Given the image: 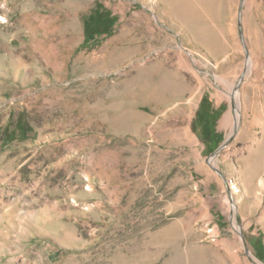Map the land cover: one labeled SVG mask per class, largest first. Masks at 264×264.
Returning a JSON list of instances; mask_svg holds the SVG:
<instances>
[{
  "label": "rangeland",
  "instance_id": "374dc122",
  "mask_svg": "<svg viewBox=\"0 0 264 264\" xmlns=\"http://www.w3.org/2000/svg\"><path fill=\"white\" fill-rule=\"evenodd\" d=\"M256 242L264 0H0V264H264Z\"/></svg>",
  "mask_w": 264,
  "mask_h": 264
},
{
  "label": "trees",
  "instance_id": "16d2710c",
  "mask_svg": "<svg viewBox=\"0 0 264 264\" xmlns=\"http://www.w3.org/2000/svg\"><path fill=\"white\" fill-rule=\"evenodd\" d=\"M28 131V129L26 128V124L22 123L19 124V133L20 134H26V132ZM213 149V148H212ZM255 249H256V254L258 257L263 258L262 256H264V254L261 252V245L259 243H255Z\"/></svg>",
  "mask_w": 264,
  "mask_h": 264
},
{
  "label": "bare ground",
  "instance_id": "6f19581e",
  "mask_svg": "<svg viewBox=\"0 0 264 264\" xmlns=\"http://www.w3.org/2000/svg\"><path fill=\"white\" fill-rule=\"evenodd\" d=\"M233 96H234L233 98H235V99L237 98V95H236V94H235V95H233ZM237 101H238V100H237ZM236 113H237V112H236ZM236 115H237V114H236Z\"/></svg>",
  "mask_w": 264,
  "mask_h": 264
}]
</instances>
